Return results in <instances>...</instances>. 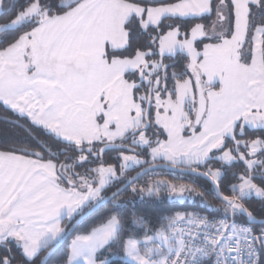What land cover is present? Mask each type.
Here are the masks:
<instances>
[{
    "label": "rangeland",
    "instance_id": "obj_1",
    "mask_svg": "<svg viewBox=\"0 0 264 264\" xmlns=\"http://www.w3.org/2000/svg\"><path fill=\"white\" fill-rule=\"evenodd\" d=\"M211 1L151 4L81 0L55 14H48L33 3L11 22L0 21V33L22 23L29 26L38 23L7 47L0 48V101L78 148L93 147L91 157L83 153L75 164H86L97 157L102 144L117 141L138 129L152 78L155 80L152 111L162 117V121L153 122L151 136L142 131L132 139L146 159L136 153L120 152L118 165H97L91 175L88 168L77 172L69 156L58 170L59 166L51 159L0 149V256L4 246L9 245L20 249L24 263L36 264L41 252L45 255L65 234L70 221L101 200L128 170L146 161L198 168L211 160L209 172L218 182L221 175L231 174L223 165L240 160L247 166V173L245 177L239 176L235 185H228L230 193L238 190L234 197L238 200L249 193H262L259 185L264 189V154L257 159L254 156L264 152V141L255 139L247 141V145L239 137H251L245 134L246 128L264 129V62L259 42L263 28L255 29L253 35L249 30V14L264 8V0H230L234 22L229 35L225 25L211 34L201 23L186 30L175 23L169 27L167 20V29L159 27L166 17L207 15ZM215 3L218 11L227 9L225 0ZM135 19L143 29L157 27L156 48L132 58H109V51L127 44L125 26ZM218 20L222 21L215 15L214 21ZM179 54L188 58L187 70L202 78L206 111L198 128L193 127V114L187 115L195 103L192 78L176 82L183 73L170 68L166 73L174 76L164 89L160 85L167 76L159 73L168 64H177ZM163 91L165 98L161 97ZM228 139H231L228 147L222 150ZM62 173L69 182L61 178ZM160 181L167 182L162 177H152L145 183L153 186ZM170 189L179 194L184 189L192 191L190 198L199 193L184 182H177V187ZM228 208V205L223 208L224 213L231 215ZM79 234L69 236L70 241ZM78 238L77 242L83 236ZM157 239L166 241V232L143 240L128 239L123 256L132 264H152L145 260L143 249L145 243ZM61 253L49 264H60ZM96 260L93 258L87 264H96ZM0 261L10 264L6 258Z\"/></svg>",
    "mask_w": 264,
    "mask_h": 264
},
{
    "label": "trees",
    "instance_id": "obj_2",
    "mask_svg": "<svg viewBox=\"0 0 264 264\" xmlns=\"http://www.w3.org/2000/svg\"><path fill=\"white\" fill-rule=\"evenodd\" d=\"M125 1L141 2L139 0ZM225 1L227 3V11H229V15L231 17H229L231 33L234 22L233 4L230 0ZM2 2L3 8H7L6 13L0 17V21H4L3 23L11 22L19 13L25 11V9L33 3H37L40 8L42 10H45L48 14L61 13L66 10L57 7L59 0H2ZM215 2L216 0L211 1L212 12L210 15L202 16L200 18L182 19L166 17L163 19L164 21L159 25V27L167 29L168 25L165 23L167 22V20L169 21V27L170 25L176 24L180 25L186 30L191 29L197 23L204 24L205 27H208L209 22L211 18H213V15L215 13ZM37 24L38 23H35L32 26H29L22 23L18 27L4 29L0 33V48L2 49L7 47ZM125 29L127 31V44L122 49L109 51V58H132L137 56L141 52L156 48L158 40L156 38V35L158 33L157 27L147 26L143 29L135 19L128 21L126 23ZM177 58L180 59L177 61V64L172 67V70L176 73L182 72L186 76V73L184 72L185 70L188 72V58L181 54H179ZM181 79H183V77ZM0 116L17 122L12 123L0 120L1 150H13L20 152L19 150L24 149L31 152H38L40 153L42 159H51L55 161L58 166L65 163V158L67 156L70 157L74 164L75 159L81 156L83 153L87 154L88 157L90 156V153L88 154L87 152L89 148H78L73 143L62 140L60 137H57L44 127L32 122L28 117L15 113L10 107L5 105L1 101ZM245 131V134H247V136L250 134L251 137L247 138L246 135H244L239 138L246 140V144L247 141H253L255 139L264 141V129L249 130V128H246ZM230 140L231 139H228L226 141L224 145L225 147H223L222 150L228 147L227 144ZM240 146L242 147V145ZM92 149L90 147V150ZM261 154H264L263 150L259 153H256L254 158L257 159ZM142 156L145 157L144 155ZM118 159L119 157L112 158L108 155L100 156L98 154L96 158H90V160L86 162V164H79L76 162L75 165L78 168L77 172L81 173L88 168L87 172H89V175H91L92 168L96 167L97 165H107L111 163L118 165ZM212 162L213 161L208 160L201 167H203L204 169L208 168L210 167V164H212ZM147 164L150 163L146 161L141 166L128 170L125 175L126 177L124 176V179L121 178L116 184L109 187V192L106 191L105 196L116 190L125 182L128 177L133 175L140 168L144 167ZM227 164L228 163L224 164L223 167L225 168V170L230 171L231 174L226 173L225 175H221L218 179V184L221 192L224 195L235 197L239 193V191L233 189V191H231L230 193L227 187L229 184L235 185V182H237L239 176L245 177L247 173V166H245V163L240 160L234 161L233 163H231V165ZM256 169L257 168L255 167L251 172L253 173L254 171H256ZM152 177H162L165 179V181H170L169 183H173L169 184L167 182L165 183L160 181L154 183L153 186H147L145 181L148 179L151 180ZM177 182H184L193 185L196 189H198L199 193H193V197L190 198L189 196L192 191H189L187 189H184V192H181L180 194L177 192H173V190H171L170 188L177 187ZM259 188V192L263 190L262 193L260 192L255 195H250L249 193L248 195L239 199L256 218L264 219V189L261 185H259ZM206 202L217 206H210L206 204ZM225 207L226 204L215 197L212 187L205 180L199 177L183 175L167 170H155L139 178L118 196H116L113 200L102 206L99 210H97L95 213L81 222L80 225L70 235V237L73 236L75 232H79L80 234L89 233L92 230L96 229V227L103 225L109 219L114 218L118 223V230L114 238L102 251L99 252L97 257L99 259L108 260L107 264H132L123 257L125 243L128 239L143 240L158 232H166L171 222L175 218H177L176 214H179L181 212L198 210L210 214L225 215L223 210V208ZM228 209L231 210L233 216L237 220L248 223V221L241 213L234 210L231 206H229ZM82 213L78 214L76 218ZM76 218L70 221V224ZM251 226L255 231L264 232V224ZM70 237L52 255V257L48 261V264L61 251L62 261L60 260V264H66L68 253L67 249L68 243L70 242ZM48 249L46 251H48ZM4 250L1 251V259L6 258L10 262V264H26L23 261L24 257L20 249H12V247L8 245V247H6ZM43 253L44 251L41 252V254L38 256L36 264L39 263L43 258ZM160 257L162 258V255ZM0 264H2L1 261ZM204 264L209 263L205 262ZM259 264H264V245L262 241H259Z\"/></svg>",
    "mask_w": 264,
    "mask_h": 264
},
{
    "label": "built area",
    "instance_id": "obj_3",
    "mask_svg": "<svg viewBox=\"0 0 264 264\" xmlns=\"http://www.w3.org/2000/svg\"><path fill=\"white\" fill-rule=\"evenodd\" d=\"M259 241L264 232L233 214L193 210L171 222L165 242L145 243L143 251L152 264H259Z\"/></svg>",
    "mask_w": 264,
    "mask_h": 264
},
{
    "label": "water",
    "instance_id": "obj_4",
    "mask_svg": "<svg viewBox=\"0 0 264 264\" xmlns=\"http://www.w3.org/2000/svg\"><path fill=\"white\" fill-rule=\"evenodd\" d=\"M81 0H59L57 7L60 9H68ZM141 2L151 3V4H158V3H164L169 2L172 0H139ZM3 15V10L1 7V0H0V17ZM198 97H197V109H196V118H195V125H198L201 122V119L205 113L206 110V98L203 95V91L201 87H197ZM150 94V93H149ZM150 107V95L147 99V106H146V112L145 116L148 118V109ZM0 120L17 123L14 120L5 118L0 116ZM148 127V124L146 123V126L143 127V129H146ZM137 132V131H136ZM136 132H133L132 134H135ZM114 149H123V150H129L128 147H120L116 144H105L103 145L100 150L99 154L102 155L105 151L108 150H114ZM22 153L33 155L37 158H41L40 153L38 152H31L28 150H19ZM133 151V150H132ZM60 169V166L58 170ZM155 170H167L174 173H179L183 175L193 176V177H199L206 182L209 183V185L212 187L216 197L226 205L231 206L234 210L241 213L244 218L248 221L251 225H263L264 219L256 218L247 208L246 206L238 199H235L231 196H226L221 192V189L219 187V184L213 177H211L209 174L202 172L197 169L193 168H186V167H177L169 164H163V163H154L150 164L138 172L134 173L129 179H127L120 187H118L116 190H114L109 195L105 196L101 200H99L97 203H95L93 206H91L88 210H86L84 213L79 215L69 226L65 234L56 242L54 243L46 252V254L43 256L41 261L37 264H47L52 255L64 244V242L69 238V236L74 232V230L80 225L81 222H83L85 219H87L89 216H91L93 213H95L97 210H99L102 206L113 200L116 196H118L121 192H123L126 188H128L131 184H133L135 181H137L139 178L144 176L145 174L155 171Z\"/></svg>",
    "mask_w": 264,
    "mask_h": 264
},
{
    "label": "flooded vegetation",
    "instance_id": "obj_5",
    "mask_svg": "<svg viewBox=\"0 0 264 264\" xmlns=\"http://www.w3.org/2000/svg\"><path fill=\"white\" fill-rule=\"evenodd\" d=\"M1 7H2V10H3V14H5L6 13V10L3 8V2H2V0H1ZM218 8H219V6H216L215 7V13H214V15H213V18H211V20H210V22H209V26L207 27H205L204 26V24H202L203 25V28L204 29H206V32L208 33V34H211V33H213V31H215L217 28H219L221 25H225V28L227 29V34L229 35V33H230V13H229V11H227V9L225 10H222V11H218ZM223 8V7H222ZM211 12H212V8H211V11H210V13L209 14H207V15H210L211 14ZM215 15H218V16H220L221 17V19H222V21L221 20H218V22H215L214 21V17H215ZM206 16V15H205ZM230 17V18H229ZM249 23H250V28H249V30H250V34H252L253 35V32H254V30L255 29H261V28H263V31H262V33H261V36H260V45H261V48H262V61L264 62V8L263 7H259L255 12L254 11H251V13L249 14ZM210 40H212L213 39V37H210L209 38ZM176 64V63H175ZM175 64L174 63H170V64H168L167 66H165V67H163V69H162V72L163 73H159V75H166L167 77H166V80H164V81H162L161 82V87H163V89L165 88V86H166V84L169 82L168 81V79L169 78H171L172 76H174L173 75V73H166L167 71H168V69H172V67H174L175 66ZM264 67V66H263ZM184 73H186V76L183 74V79H179V80H177L176 79V82H178V81H182V80H184L185 78H188V77H191L192 78V83H193V88H194V93H193V96H195V103H194V106H192L190 109H191V111L189 112V111H187L188 113H187V115L188 114H190V115H192L193 114V120H192V123L194 124V128H198L199 126H200V123L198 124V125H195V118H196V109H197V97H198V92H197V87H201V89H202V87H203V84H202V78L199 76V74H197V73H195V72H187L186 70H185V72ZM176 74V73H175ZM178 75V74H177ZM170 76V77H169ZM154 79L152 78V79H150V85H149V93L150 94H148V96L150 95V107H149V109H148V118H146V116H145V112H146V106H147V101H146V105H144V104H142L143 105V114H142V118H143V121H142V124L138 127V129H136V131H133V132H136V133H139V132H145V133H147V134H149L150 136H151V134H152V131H153V122L154 121H156L157 119H158V122H160V121H162V117H160L159 116V114L160 113H154L153 111H152V106H151V101H152V95H153V87H154ZM176 82H175V84H176ZM174 84V85H175ZM206 90H209V88L207 87L206 88ZM169 93H170V95H175V92L174 93H171V91H169V90H167ZM202 91H203V95H204V91L205 90H203L202 89ZM165 92L163 91L162 92V95H161V97L162 98H165L166 97V95L164 94ZM148 96H147V99H148ZM205 97V96H204ZM206 111V110H205ZM204 116V115H203ZM203 118V117H202ZM202 120V119H201ZM146 123L148 124V127L146 128V129H143V127H145L146 126ZM198 130V129H197ZM197 130H195V131H197ZM156 131V130H155ZM186 131H188V128L186 129ZM185 131V132H186ZM151 133V134H150ZM189 133H191V132H189ZM188 132H186V134H189ZM134 135L135 134H132L131 132L130 133H128V134H126L124 137H122L121 139H119V140H117V141H114V142H108V143H105V144H109V143H111V144H116V145H118V146H120V147H128V149L129 150H123V149H114V150H108V151H105L102 155H100L99 154V151H98V153L97 154H99L100 156H103V155H108V156H110V157H112V158H115V157H118V153H120V152H131V153H136V154H138V155H140V156H142V155H144L145 156V153H140L139 151H138V147H137V145L136 144H133V142H132V139H133V137H134ZM105 144H102L101 146H100V148L103 146V145H105ZM100 150V149H99ZM133 150V151H132ZM87 152H88V154L89 153H91V150L89 151V150H87ZM95 158H96V156H95ZM157 163H160V162H157ZM150 164H153V163H150ZM150 164H147V165H145L144 167H146V166H148V165H150ZM144 167H142V168H144ZM142 168H140L139 170H141ZM193 169H197V170H200V171H202V172H205V173H207V174H209L211 177H213L211 174H210V172H209V168H203V167H198V168H193ZM138 170V171H139ZM137 171V172H138ZM136 173V172H135ZM150 173V172H149ZM74 175V174H73ZM60 176H61V178L63 179V178H65L67 181H68V177H65V175L62 173V175L60 174ZM75 176V175H74ZM132 176V175H131ZM130 176V177H131ZM130 177H128L127 179H129ZM126 179V180H127ZM214 179V178H213ZM116 180V179H115ZM114 180V181H115ZM125 180V181H126ZM216 180V179H215ZM217 181V180H216ZM69 182V181H68ZM113 182V181H112ZM112 182H110V184H109V186H111L112 185ZM116 183H117V180L115 181ZM218 183V182H217ZM120 187V186H119ZM214 195H215V193H214ZM107 196V195H106ZM105 197V196H104ZM103 197V198H104ZM215 197H216V195H215ZM217 198V197H216ZM234 198V197H233ZM218 199V198H217ZM219 200V199H218ZM1 246H4V245H1ZM5 248L6 247H8V245L6 246H4Z\"/></svg>",
    "mask_w": 264,
    "mask_h": 264
},
{
    "label": "crops",
    "instance_id": "obj_6",
    "mask_svg": "<svg viewBox=\"0 0 264 264\" xmlns=\"http://www.w3.org/2000/svg\"><path fill=\"white\" fill-rule=\"evenodd\" d=\"M7 105V104H5ZM8 106V105H7ZM118 223L116 219L111 218L103 225L94 229L91 233H82L76 235L68 244L66 264H87L91 259H97L96 264H107L108 260L99 259L97 256L117 232ZM83 236L82 240L77 242L78 237ZM90 242V244H89ZM90 247V250L88 249ZM94 249V250H93ZM125 259L126 257L123 256ZM88 261V262H87Z\"/></svg>",
    "mask_w": 264,
    "mask_h": 264
}]
</instances>
